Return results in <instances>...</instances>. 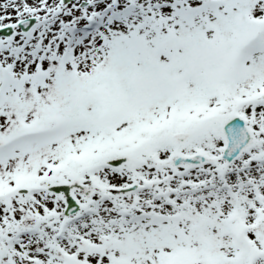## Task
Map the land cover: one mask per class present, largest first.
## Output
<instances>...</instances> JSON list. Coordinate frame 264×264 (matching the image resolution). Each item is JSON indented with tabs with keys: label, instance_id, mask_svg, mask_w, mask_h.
<instances>
[{
	"label": "snow or ice",
	"instance_id": "snow-or-ice-1",
	"mask_svg": "<svg viewBox=\"0 0 264 264\" xmlns=\"http://www.w3.org/2000/svg\"><path fill=\"white\" fill-rule=\"evenodd\" d=\"M0 264H264V0H0Z\"/></svg>",
	"mask_w": 264,
	"mask_h": 264
}]
</instances>
